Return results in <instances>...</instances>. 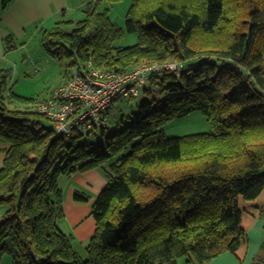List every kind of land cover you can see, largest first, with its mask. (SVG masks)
<instances>
[{
	"label": "trees",
	"instance_id": "trees-1",
	"mask_svg": "<svg viewBox=\"0 0 264 264\" xmlns=\"http://www.w3.org/2000/svg\"><path fill=\"white\" fill-rule=\"evenodd\" d=\"M122 1L80 0L84 18L40 32L47 51L72 67L180 64L178 74L150 73L144 88L160 85L165 99L144 101L132 124L105 137V151L82 138L105 135L123 97L99 129L58 134L30 109L40 99L14 92L13 69L0 68V206L9 207L0 217V264L5 253L12 264H206L246 239L239 200L264 190V0H128L120 26L110 11ZM12 2L0 0L2 9ZM125 33L137 43L118 45ZM16 48L8 35L5 51ZM198 110L212 131L166 135L168 123ZM95 168L107 184L92 204L96 229L83 259L60 227V178ZM252 264H264V239Z\"/></svg>",
	"mask_w": 264,
	"mask_h": 264
},
{
	"label": "crops",
	"instance_id": "crops-1",
	"mask_svg": "<svg viewBox=\"0 0 264 264\" xmlns=\"http://www.w3.org/2000/svg\"><path fill=\"white\" fill-rule=\"evenodd\" d=\"M80 8L82 9L81 2L79 5L73 0H13L5 10L0 3V68L11 67L17 73L18 65L14 61L16 59H11L9 53L23 49L29 43V37L39 34L43 28L64 21L68 16L79 18ZM8 35H12L17 43V48L11 52L5 51V38ZM5 147L7 143L0 140V167L4 162ZM69 179L67 187L62 186L65 216L60 227L74 236V246L77 241L82 244L88 243L96 229V221L91 215L92 204L105 188L107 179L101 168L78 172ZM76 187L86 190L89 195L88 201L75 199ZM239 205L246 239L242 241L235 254L223 252L206 264H249L260 248L264 239V190L254 200L246 201L240 198Z\"/></svg>",
	"mask_w": 264,
	"mask_h": 264
},
{
	"label": "rangeland",
	"instance_id": "rangeland-1",
	"mask_svg": "<svg viewBox=\"0 0 264 264\" xmlns=\"http://www.w3.org/2000/svg\"><path fill=\"white\" fill-rule=\"evenodd\" d=\"M73 1L75 4L79 3L80 5V0ZM128 6L129 1L124 0L111 8L110 15L120 26L125 25V14ZM78 14L79 18L76 19L74 16H68L66 20L77 21L84 18L85 14L83 8L81 9V13L80 10H78ZM72 27L73 23L68 25V29ZM29 39V43L24 46L23 49L9 53V57L11 59L15 58L16 60L14 61L18 65L17 73L15 70L10 86L13 88L14 92L20 95L26 97L34 96L40 100H44L50 93L59 87L65 80L67 73L72 71L74 67L69 65L67 58L64 57L61 59L47 51L42 42L40 33L35 36H30ZM137 41L138 36L136 33H125L124 37L118 41V45H133L137 43ZM142 63H146V61L139 64ZM37 69H39V71H37ZM148 99H165V94L162 93L160 85L148 83L145 88H141L139 95L131 98L123 97L118 99L110 110L108 129H106L105 135L98 131L96 134L92 133L91 135H85L82 140H87V142L92 143L95 147L100 146L101 150L105 151V137L132 124L136 119L140 105ZM24 106L26 107V105ZM25 107L19 106L18 108ZM30 109H33V107H30ZM43 122L44 125L53 128V123L51 121L44 120ZM164 130L167 136L174 137L206 133L212 131L213 128L203 112L198 110L186 117L173 120L164 127ZM127 152L128 151H126L125 154ZM69 180L68 177H61V186L67 187L70 182ZM75 191L86 193V190H82L80 187H76ZM8 208L7 204H2L0 206V215L6 212ZM60 224L62 225L63 222ZM87 246L88 243L82 244L79 241L74 244L76 252L82 256L83 259L88 258ZM260 248L257 250L252 260H250L249 264L253 263V259L259 253ZM12 262V255L5 253L2 257L1 264H12Z\"/></svg>",
	"mask_w": 264,
	"mask_h": 264
},
{
	"label": "built area",
	"instance_id": "built-area-1",
	"mask_svg": "<svg viewBox=\"0 0 264 264\" xmlns=\"http://www.w3.org/2000/svg\"><path fill=\"white\" fill-rule=\"evenodd\" d=\"M179 67L176 62L143 63L115 71L97 67L92 61L81 62L66 83L32 107L53 121L58 134L69 135L74 129L90 132L103 125L105 114L117 97L139 95L151 72L167 70L178 74Z\"/></svg>",
	"mask_w": 264,
	"mask_h": 264
}]
</instances>
